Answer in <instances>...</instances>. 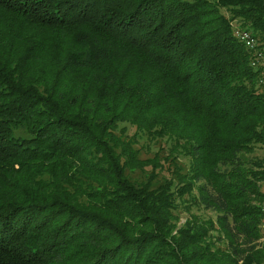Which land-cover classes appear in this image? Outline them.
<instances>
[{
  "label": "trees",
  "instance_id": "16d2710c",
  "mask_svg": "<svg viewBox=\"0 0 264 264\" xmlns=\"http://www.w3.org/2000/svg\"><path fill=\"white\" fill-rule=\"evenodd\" d=\"M257 51L264 0H0V264H264Z\"/></svg>",
  "mask_w": 264,
  "mask_h": 264
},
{
  "label": "rangeland",
  "instance_id": "374dc122",
  "mask_svg": "<svg viewBox=\"0 0 264 264\" xmlns=\"http://www.w3.org/2000/svg\"><path fill=\"white\" fill-rule=\"evenodd\" d=\"M235 24V22H234ZM264 62V60H263ZM124 126L127 129V134L131 135L134 132V128L128 124H124ZM167 142H165L164 140H155V141H151L150 139L146 138L145 136H143L142 138L139 139L138 145L137 147H141V151H140V157L141 158H146V157H152L154 152L158 151V148H161L162 153H159L160 157L162 158L163 155L166 154L165 152V145ZM256 157L258 158H262L264 160V147H256L253 153ZM178 161L181 164H187V158L180 156ZM167 172H164L163 174H166ZM163 174H161V176H164ZM131 176H135L138 177L139 179H144L145 174L144 171H137L136 173H131ZM262 190L264 191V184L262 185ZM191 210L192 212H194L195 214L206 218V216H209L211 218H215L216 213L210 209H207L204 205H192L191 206ZM178 224L182 223L185 220V217L187 216L186 212L183 210V208H180V210L178 211ZM264 230V228H263Z\"/></svg>",
  "mask_w": 264,
  "mask_h": 264
},
{
  "label": "bare ground",
  "instance_id": "6f19581e",
  "mask_svg": "<svg viewBox=\"0 0 264 264\" xmlns=\"http://www.w3.org/2000/svg\"><path fill=\"white\" fill-rule=\"evenodd\" d=\"M242 30H243V34L246 35L247 37H249L250 42L256 43V37L253 35V33L250 30H248V29H242ZM234 33H235L236 37L239 39V41H241L244 44V46H246L249 49H255V46H251V44H248L247 39L243 38L242 36H238V32H236L234 30ZM260 55H261V53H260ZM261 58H262V60H260L257 63L261 64L262 68L264 69V62H263L262 55H261ZM259 84L264 89V82H262L261 72H260V77H259ZM260 207H261V210H262V212L264 214V202L260 205Z\"/></svg>",
  "mask_w": 264,
  "mask_h": 264
},
{
  "label": "built area",
  "instance_id": "2783aa9c",
  "mask_svg": "<svg viewBox=\"0 0 264 264\" xmlns=\"http://www.w3.org/2000/svg\"><path fill=\"white\" fill-rule=\"evenodd\" d=\"M234 30L236 32H238V36H242L243 38L247 39L248 44H251V46H255L256 45V43L250 42L249 37H247L246 35L243 34V30L241 28L235 27ZM257 57L259 59L261 58V55H260L259 51H257ZM256 64H257V62H256ZM261 75H262V82H264V69L261 70Z\"/></svg>",
  "mask_w": 264,
  "mask_h": 264
}]
</instances>
